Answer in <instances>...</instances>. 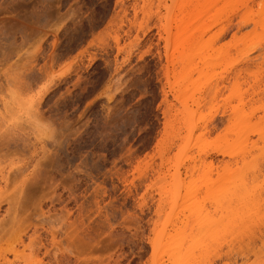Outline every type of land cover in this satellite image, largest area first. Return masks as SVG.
<instances>
[{"label":"rangeland","instance_id":"obj_1","mask_svg":"<svg viewBox=\"0 0 264 264\" xmlns=\"http://www.w3.org/2000/svg\"><path fill=\"white\" fill-rule=\"evenodd\" d=\"M0 264H264V0H0Z\"/></svg>","mask_w":264,"mask_h":264},{"label":"bare ground","instance_id":"obj_2","mask_svg":"<svg viewBox=\"0 0 264 264\" xmlns=\"http://www.w3.org/2000/svg\"><path fill=\"white\" fill-rule=\"evenodd\" d=\"M1 159V158H0Z\"/></svg>","mask_w":264,"mask_h":264}]
</instances>
